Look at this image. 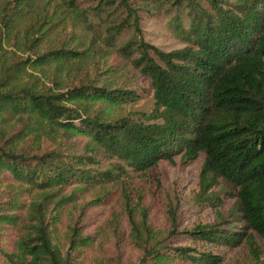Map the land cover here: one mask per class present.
<instances>
[{"label": "trees", "instance_id": "16d2710c", "mask_svg": "<svg viewBox=\"0 0 264 264\" xmlns=\"http://www.w3.org/2000/svg\"><path fill=\"white\" fill-rule=\"evenodd\" d=\"M77 1L64 3L77 11ZM33 2H0V185H6L0 189V264H73L72 252L88 236L75 227L63 251L50 219L57 220L75 191L124 183L161 160L178 154L191 160L199 152L205 155L199 195L217 200L209 193L217 179L232 183L244 224L172 227L154 237L147 219L139 226L132 221L128 239L139 255L128 264H220L221 255L188 242L233 247L243 240L258 262L261 249L253 233L264 239V0H97V8L115 4L124 11L107 27L105 42L113 45L125 28H133V37L118 49L152 88V111L140 120L105 119L87 105L129 103L135 99L129 84L97 86L86 78L59 91L63 85L51 81V87L28 71L47 78L45 66L71 67L80 54L36 48L43 8L35 10ZM165 4L182 9L187 20L173 26L184 46L169 51L142 37L138 15ZM5 45L35 56L20 58ZM15 123L21 126L15 129ZM29 136L34 150L24 146ZM43 136L65 143L42 151ZM32 191L41 196L31 197ZM53 200L56 212L49 219Z\"/></svg>", "mask_w": 264, "mask_h": 264}, {"label": "rangeland", "instance_id": "374dc122", "mask_svg": "<svg viewBox=\"0 0 264 264\" xmlns=\"http://www.w3.org/2000/svg\"><path fill=\"white\" fill-rule=\"evenodd\" d=\"M33 1L32 7L35 10L40 11L43 8L38 21V25L42 26L41 30L34 33L39 34V39L34 43L36 48L43 51L60 47L80 54L72 59L78 63L71 67L45 66L43 71L47 78L36 70L27 68L28 71L38 75L46 85L53 87L51 81L63 85L64 88L59 91L84 82L86 78H90L97 86L116 81L119 84H129L127 88L135 91V99L131 102L111 104L94 100L87 102V105L93 113L97 112L105 119L119 116L135 120L148 119L153 108L150 82L118 49L123 42L133 37V28H125L113 45L102 38L109 25L123 19L124 11L115 4L97 8V0H78L77 5L82 12L79 9L71 10L64 0ZM138 15L142 37L147 42L164 51L184 46L173 31L176 20L181 19L184 25L187 23L182 9H177L174 4H165L157 11H139ZM27 23L29 21L25 24ZM5 46L8 50H15L20 58L35 56L30 51H18L13 46ZM20 126L21 123H15L14 128ZM41 139L42 151L63 147L65 143L58 136L53 139L43 136ZM32 141L29 136L24 146L34 150ZM204 157V153L199 152L195 159L185 160L178 154L171 161H159L144 173L132 174L127 182L77 190L71 200L63 204L57 220L50 219L56 212L52 210L53 200L49 203L51 211L47 214V218L52 221V237L66 251L72 229L77 227L83 236H88L87 243L81 244L72 252L73 264H128L139 255L128 239L132 231V221L139 226L147 219L154 237L171 230L172 227L183 230L214 222H220L223 226L244 224L236 208L238 188L232 183L217 179V184L209 190V193L218 195L217 200H206L199 195V174ZM0 186L1 190L6 191L5 184ZM27 195H21L26 202L30 200ZM39 196L40 192H31V197ZM127 205L132 208L128 212ZM253 234L261 249L258 262L252 258L244 240L233 247L202 241L188 243L199 250H209L221 255L223 260L220 264H264V239L256 233Z\"/></svg>", "mask_w": 264, "mask_h": 264}]
</instances>
